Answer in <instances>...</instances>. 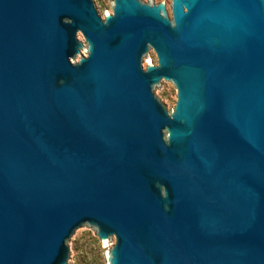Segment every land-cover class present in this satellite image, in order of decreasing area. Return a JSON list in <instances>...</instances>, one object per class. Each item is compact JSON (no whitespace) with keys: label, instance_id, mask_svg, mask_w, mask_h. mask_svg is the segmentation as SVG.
<instances>
[{"label":"water","instance_id":"1","mask_svg":"<svg viewBox=\"0 0 264 264\" xmlns=\"http://www.w3.org/2000/svg\"><path fill=\"white\" fill-rule=\"evenodd\" d=\"M110 4L0 0V264H264V0Z\"/></svg>","mask_w":264,"mask_h":264},{"label":"rangeland","instance_id":"2","mask_svg":"<svg viewBox=\"0 0 264 264\" xmlns=\"http://www.w3.org/2000/svg\"><path fill=\"white\" fill-rule=\"evenodd\" d=\"M98 5L104 17L105 14L111 13L112 0H97ZM143 3H150L153 0H139ZM156 3L164 2L166 10L170 15V1L171 0H154ZM83 46L86 48V43L83 38ZM82 56H86L84 53ZM78 61V60H77ZM76 61V62H77ZM152 64H156L155 54L152 53ZM159 98L166 104L169 111H171L176 102V91L172 83H165L163 88L157 94ZM115 242L114 237H111V243H106L107 246L102 247L100 240L94 235V231L90 228H78L75 230L72 237L69 239L67 246L69 250V256L67 264H105L104 252L110 250V246H113Z\"/></svg>","mask_w":264,"mask_h":264}]
</instances>
